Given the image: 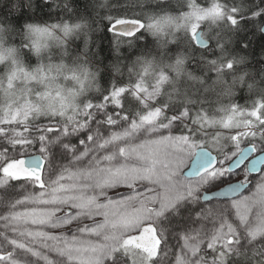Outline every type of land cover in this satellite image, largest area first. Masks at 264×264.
I'll return each instance as SVG.
<instances>
[{"label":"snow or ice","instance_id":"1","mask_svg":"<svg viewBox=\"0 0 264 264\" xmlns=\"http://www.w3.org/2000/svg\"><path fill=\"white\" fill-rule=\"evenodd\" d=\"M146 5L113 14L132 6L93 0L108 8L114 55L141 32L154 46L111 63L115 77L92 94L102 50L90 17L73 0H0V264H264V94L219 119L170 102L180 78L200 80L197 55L218 80L248 60L219 37L212 51L202 23L226 22L234 44L242 20L264 34V6ZM179 31L191 51L171 50ZM259 77L250 92L264 67Z\"/></svg>","mask_w":264,"mask_h":264},{"label":"trees","instance_id":"2","mask_svg":"<svg viewBox=\"0 0 264 264\" xmlns=\"http://www.w3.org/2000/svg\"><path fill=\"white\" fill-rule=\"evenodd\" d=\"M142 0H109V6L115 7L118 4H128L131 8H113V14L119 12L141 11L138 5ZM147 3L146 8L159 9L167 8L169 10H176L177 6L183 3V0H143ZM200 4L209 2V0H199ZM213 2H222L226 8L230 11L232 6H236L242 12L247 15L246 10L249 8H255L258 0H213ZM93 0H73L74 9L79 13L88 15L90 17V23L94 29V39L96 41V47L101 49L100 58L93 61V70L97 72V82L89 90L92 94H96L97 88H102L115 77V74L111 72L110 64L119 61L121 66L126 65L130 59L134 58L140 53V51L147 50L154 46L153 37L147 33H138L134 38V43L129 46L128 42L121 46L120 55L116 56L111 50V34L107 31V22L103 17L107 14L108 8L92 7ZM97 4H102L103 0H96ZM260 6H264V0H260ZM147 10V9H145ZM47 13V10H46ZM43 19H49V16H55L56 13H41ZM202 28L205 34L211 32L214 36L212 51H216L215 37H219L220 41L225 44V53L228 55H235L239 52V55L248 57V60L238 66V70L234 72H227L222 78L218 80L217 76L213 74L211 66L206 63L205 60L199 59L198 55L193 60L188 62L189 70L194 75L200 78L198 81L188 80L186 78H180L177 86L180 89L179 94L173 92L171 96V103L179 104L185 102V99L191 100L190 107L193 112L203 110L208 113L211 118L219 119L223 115L221 109L230 107L232 105H239L241 108L249 107L252 104L253 99L256 98V92L264 94V87L256 89L254 92H250L247 87V81L256 79L259 80V74L262 67H264V34L257 33L254 27V22L249 20H242L239 25V30L235 33L234 44L229 43L231 29L226 22L210 23L203 22ZM101 29V30H98ZM178 48L175 45L170 48L172 51L185 50L191 51V40L184 31H179L176 36ZM246 43V48H241L240 44ZM219 55V52H217ZM208 58H212V53H207ZM247 73L245 83H241L237 80L233 83L234 77ZM254 73L256 76H254ZM124 78L127 80V72H124ZM126 82V81H125ZM62 83H65L62 81ZM65 86L70 87V83H66ZM167 92H172V89H166V95L162 97L164 100H169ZM88 95V93H85ZM3 102V94L0 93V103ZM248 146V142L245 141L241 144V147ZM231 147V145H229ZM212 152L216 153V150L210 148Z\"/></svg>","mask_w":264,"mask_h":264},{"label":"rangeland","instance_id":"3","mask_svg":"<svg viewBox=\"0 0 264 264\" xmlns=\"http://www.w3.org/2000/svg\"><path fill=\"white\" fill-rule=\"evenodd\" d=\"M119 191L120 192H123V191H125V189H123V188H121V189H119ZM249 193H245V195H248Z\"/></svg>","mask_w":264,"mask_h":264},{"label":"water","instance_id":"4","mask_svg":"<svg viewBox=\"0 0 264 264\" xmlns=\"http://www.w3.org/2000/svg\"><path fill=\"white\" fill-rule=\"evenodd\" d=\"M138 34V33H137ZM246 147H248V146H246ZM210 150V149H209ZM211 151V150H210ZM213 153V155H216L214 152H212ZM259 166V165H258Z\"/></svg>","mask_w":264,"mask_h":264}]
</instances>
